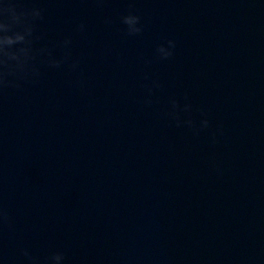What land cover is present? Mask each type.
Segmentation results:
<instances>
[{
    "label": "water",
    "instance_id": "1",
    "mask_svg": "<svg viewBox=\"0 0 264 264\" xmlns=\"http://www.w3.org/2000/svg\"><path fill=\"white\" fill-rule=\"evenodd\" d=\"M36 4L37 46L60 56L70 37L80 64L41 66L37 83L0 95L13 225L0 227V264H27L23 249L61 250L65 264H227L264 214V0ZM130 10L136 36L120 22ZM167 39L174 55L159 60ZM185 95L210 121L199 135L166 115Z\"/></svg>",
    "mask_w": 264,
    "mask_h": 264
},
{
    "label": "clouds",
    "instance_id": "2",
    "mask_svg": "<svg viewBox=\"0 0 264 264\" xmlns=\"http://www.w3.org/2000/svg\"><path fill=\"white\" fill-rule=\"evenodd\" d=\"M28 0H0V95L5 94L9 89H22L26 84L37 83L41 76V66L53 69H60L67 65L72 71L79 68L80 61L74 58L71 50V38L66 37L60 43L62 54L56 56L47 46H37V42L42 36L37 32V21L43 19L44 9L37 6L36 0H31V6H26ZM120 22L124 25V31L129 36H136L143 32L144 26L141 16L135 11H128L120 17ZM105 23H111L106 18ZM85 24L78 25V31H85ZM176 48L174 39H167L166 42L159 43L155 48V56L159 60H168L173 57ZM145 79H148L145 75ZM83 81H80L83 86ZM146 96L144 103L152 104V97L155 90L161 85L158 81L145 84ZM184 103L171 98L170 108L166 115L177 127L186 126L193 134L199 133L210 126V121L206 113L201 110V119L197 121L192 118V104L188 102L187 95L184 96ZM188 114L187 118H182L181 114ZM215 133L212 134L215 142ZM12 228V220L9 212L0 206V227ZM27 264H65L66 255L61 250H51L45 257L33 255L27 249H23Z\"/></svg>",
    "mask_w": 264,
    "mask_h": 264
}]
</instances>
